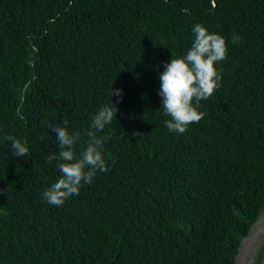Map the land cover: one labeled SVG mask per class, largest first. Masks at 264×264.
Here are the masks:
<instances>
[{
	"label": "trees",
	"instance_id": "16d2710c",
	"mask_svg": "<svg viewBox=\"0 0 264 264\" xmlns=\"http://www.w3.org/2000/svg\"><path fill=\"white\" fill-rule=\"evenodd\" d=\"M263 211L264 0H0V264H236Z\"/></svg>",
	"mask_w": 264,
	"mask_h": 264
},
{
	"label": "rangeland",
	"instance_id": "374dc122",
	"mask_svg": "<svg viewBox=\"0 0 264 264\" xmlns=\"http://www.w3.org/2000/svg\"><path fill=\"white\" fill-rule=\"evenodd\" d=\"M255 225H254L255 227L252 230V232H249V234H251L250 238L247 240L245 244L243 243L244 244L243 247L242 246L240 247L239 254L236 258V264H251L254 253L256 252L258 247L263 243L264 241V211L260 215Z\"/></svg>",
	"mask_w": 264,
	"mask_h": 264
},
{
	"label": "water",
	"instance_id": "95a60500",
	"mask_svg": "<svg viewBox=\"0 0 264 264\" xmlns=\"http://www.w3.org/2000/svg\"><path fill=\"white\" fill-rule=\"evenodd\" d=\"M257 221H258V220H257ZM257 221L255 222V224L257 223ZM255 224H253V226H251V228H250L249 232L251 231V229L254 227V225H255ZM249 232H248V234H249ZM248 234H247V235H248ZM247 235H246V236H244V237L241 239V242H240V244H239V248H238V253H237V255H236V257H235V258H237L238 254H239L240 247H241V245H242V243H243L244 239L247 237Z\"/></svg>",
	"mask_w": 264,
	"mask_h": 264
},
{
	"label": "bare ground",
	"instance_id": "6f19581e",
	"mask_svg": "<svg viewBox=\"0 0 264 264\" xmlns=\"http://www.w3.org/2000/svg\"><path fill=\"white\" fill-rule=\"evenodd\" d=\"M256 226V225H255ZM254 226V227H255ZM254 227L251 229V231L250 232H252V230L254 229ZM250 236H251V234H249L245 239H244V241H243V243L245 244L246 242H247V240L250 238ZM242 243V247L244 246V244ZM242 251V250H241Z\"/></svg>",
	"mask_w": 264,
	"mask_h": 264
}]
</instances>
